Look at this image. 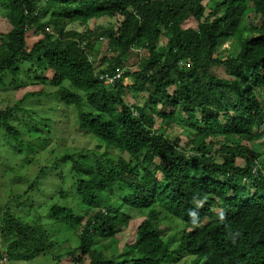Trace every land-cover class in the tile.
I'll return each instance as SVG.
<instances>
[{
	"label": "trees",
	"instance_id": "1",
	"mask_svg": "<svg viewBox=\"0 0 264 264\" xmlns=\"http://www.w3.org/2000/svg\"><path fill=\"white\" fill-rule=\"evenodd\" d=\"M204 1L0 0L10 27L0 34V86L55 90L0 104L4 136L36 153L40 138H26L46 124L29 130L22 104L44 96L74 109L78 131L95 142L67 149L24 192L23 206L46 171L70 168V191L58 193L65 204L51 205L46 226L0 206V256L54 255L69 232L72 264H264V158L249 146L264 143V0ZM101 19L115 23L89 26ZM76 24L84 32L69 29ZM29 31L39 36L30 48ZM102 41L110 58L95 50ZM224 41L235 55H219ZM135 50L145 53L128 72ZM118 69L119 81L102 80ZM144 92L150 108L126 100Z\"/></svg>",
	"mask_w": 264,
	"mask_h": 264
},
{
	"label": "rangeland",
	"instance_id": "2",
	"mask_svg": "<svg viewBox=\"0 0 264 264\" xmlns=\"http://www.w3.org/2000/svg\"><path fill=\"white\" fill-rule=\"evenodd\" d=\"M205 6L209 9V6H212L210 0L204 1ZM209 12V11H208ZM6 8H0V34H5L9 31L10 27L5 19ZM252 21V19H249ZM97 23L90 22L89 26L94 28L95 26H106L111 23H115L114 19H101ZM197 23L194 19H190L185 27L195 28ZM69 29L76 30L78 32H84L85 28L76 24L70 26ZM39 40V36L36 35L35 31H29L27 34V45L32 47V45ZM106 40V39H105ZM165 39L162 40L164 44ZM102 44L95 45V50H99V58L111 57V53H108L107 42L102 41ZM238 48L233 42L224 41L218 49V53L221 56L230 55L233 56L237 53ZM138 51L133 52L126 62L125 70L128 72H135L138 69L137 66V54ZM144 54V52L142 53ZM51 77V74L48 75ZM10 80L7 78L6 83ZM130 82V81H129ZM130 85V83L128 84ZM44 89L45 92L53 93L54 88L42 87V86H27L18 90L17 92H8L10 90L5 89L4 86H0V104L5 106L6 104L15 103L17 100H21L26 93H31L33 95L41 93ZM7 91V92H6ZM128 102L130 104H141L147 105L149 103L148 99L144 98V95H129ZM22 107L26 110V114H23L21 118L25 120L27 128L30 130L32 127L39 128L41 125H45L42 132H37L32 134L27 139H37L40 138L33 149L36 153H29L26 148V145L22 147V152L19 151L18 143L10 142L7 137L4 136L3 130H0V206L4 207L7 204L10 212L17 213L22 216L24 213H31L29 216L30 223H39L47 225V213L52 204H65V201L59 198V190L61 188L67 189V192L70 191L69 177H70V168L61 165V169L58 171L50 170L46 171L47 175H50V178L42 179L45 184L39 185L35 191L29 193L30 202L27 205L23 206V202L26 200L24 192L29 190L31 182L38 176L40 170L44 167H49L55 158L60 157L64 152L69 148L84 147L93 145L95 142L88 136L80 133L78 131V126L76 125L77 113L74 109H66L61 105V102L55 98L51 97L44 99L43 97H34L30 96L23 104ZM175 131V126L169 127L167 129L168 135H173ZM48 143V144H47ZM17 146V147H16ZM249 146H253L258 149L264 158V143L256 142L251 143ZM16 149V150H15ZM18 149V150H17ZM216 149H214L215 151ZM51 171V172H50ZM48 172V173H47ZM59 175V176H58ZM61 175V177H60ZM66 178L68 181L67 184H63L62 180ZM56 179L57 186H53L52 183L48 180ZM72 192V191H71ZM73 194V193H72ZM71 194V196H72ZM22 196L17 202H13L15 196ZM70 195V194H69ZM69 202L73 203L71 199ZM68 203V204H71ZM129 211V209L125 210ZM123 214L126 216V213L123 211ZM26 216V214H24ZM132 217H140V213L130 212ZM140 219V218H138ZM35 221V222H34ZM28 223V221L26 222ZM29 223V224H30ZM167 223V222H166ZM171 230L170 234H173L176 231V227L173 224H168ZM49 227V226H48ZM53 227V226H51ZM49 227L48 230L51 228ZM182 227V226H181ZM0 228L3 230L4 225L0 220ZM183 228V227H182ZM52 235V234H51ZM125 237L128 238L129 234L125 233ZM61 239L64 240V243L61 244L58 248H54V255H41L34 257L28 261L17 260L9 261L8 256L3 253L0 256V264H72L71 258L69 257V252H71L77 245V239L72 233H65ZM121 239L120 247L128 244V240ZM0 250L5 252L3 247V241L0 237ZM3 258H7V262ZM58 258V259H56ZM192 262L191 258H184L178 264H190Z\"/></svg>",
	"mask_w": 264,
	"mask_h": 264
},
{
	"label": "clouds",
	"instance_id": "3",
	"mask_svg": "<svg viewBox=\"0 0 264 264\" xmlns=\"http://www.w3.org/2000/svg\"><path fill=\"white\" fill-rule=\"evenodd\" d=\"M232 42V41H231ZM234 43V42H233ZM237 48H238V46H237ZM135 51H138V52H140L139 50H135ZM145 53V50H142V52H140V53ZM227 56V55H226ZM222 57H225V56H222ZM125 71V70H124ZM117 74H121L120 75V78L122 77V74H123V70L121 71L120 69H118L114 74H108L110 77H113V76H115V75H117ZM119 78V79H120ZM119 79H117V81H119ZM127 83L129 84L130 82H129V80H127ZM143 95H144V98H146V99H148V101L150 102V96H149V94L147 93V92H144V93H142ZM138 95H141V94H138ZM263 100H264V98H263ZM149 104V103H148ZM147 104V105H148ZM147 105H141V104H139V106L140 107H143V106H147ZM150 104H149V107L148 108H150ZM134 116H136V117H138V112H135L134 113ZM161 124V121L160 120H158V126ZM173 126V125H172ZM172 126H170V127H172ZM168 129V128H167ZM166 132H167V130H166ZM4 259V261L5 262H7V258H3Z\"/></svg>",
	"mask_w": 264,
	"mask_h": 264
},
{
	"label": "built area",
	"instance_id": "4",
	"mask_svg": "<svg viewBox=\"0 0 264 264\" xmlns=\"http://www.w3.org/2000/svg\"><path fill=\"white\" fill-rule=\"evenodd\" d=\"M120 75L121 74H117V75H115L113 77H110L109 75H105V76L102 77V80H106L107 82L113 84L115 82V80L120 78Z\"/></svg>",
	"mask_w": 264,
	"mask_h": 264
}]
</instances>
